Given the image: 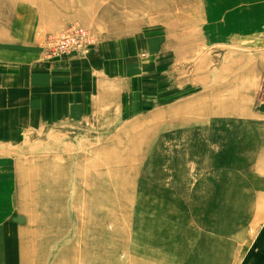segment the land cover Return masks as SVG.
Returning <instances> with one entry per match:
<instances>
[{"label":"rangeland","instance_id":"1","mask_svg":"<svg viewBox=\"0 0 264 264\" xmlns=\"http://www.w3.org/2000/svg\"><path fill=\"white\" fill-rule=\"evenodd\" d=\"M71 2L85 18L95 5L0 0V30L40 50L48 35L71 24L44 36L32 34L39 12L45 15L50 7L63 12ZM215 2V47L199 36L207 31L202 1L169 0V17L162 20L179 24L181 15L186 32L179 39L177 25L169 26L167 62L130 54L139 60L124 61V67L135 69L134 76L99 89V99L91 100L86 90L74 92L71 120L25 134L10 156L17 161V185L0 201V236L4 230L17 250L15 233L24 229V264H175L176 242L169 239L176 237L178 215H264V71L241 67L239 59L231 62L222 42L229 0ZM112 4L118 11L107 14L119 15L114 24L127 23L128 0ZM21 17L30 29L17 28ZM83 28L91 45L95 28ZM238 46L231 45L237 48L231 55ZM54 52L37 65L52 64ZM245 219L239 244L254 250L262 223Z\"/></svg>","mask_w":264,"mask_h":264},{"label":"crops","instance_id":"2","mask_svg":"<svg viewBox=\"0 0 264 264\" xmlns=\"http://www.w3.org/2000/svg\"><path fill=\"white\" fill-rule=\"evenodd\" d=\"M104 1L93 0L94 9L87 18L82 14L85 11H82L80 6H73L72 2L65 6L63 12L56 7L55 10L50 7L45 15L42 11L39 12V18L35 22L37 24L32 26V34L35 30L37 35L44 36L70 24H81L90 30L95 28L96 39L89 46L91 49L88 48L86 53H72L65 56L66 58L52 60L49 62L52 63L50 65L36 63L38 59L45 60L43 43L40 50L31 49L21 38L12 41L5 28L0 30L1 202L2 198L8 199L7 189L13 188L17 181V176L13 174L17 172V163L10 156L14 155V150L30 130L38 131L44 125L71 120L69 112L72 108L74 92L86 90L88 97L93 100L94 97L100 98L95 93L99 89L107 90L118 85L122 81L120 76H134L135 69L127 68L126 70L124 67V61L129 63V61L139 60L138 58L129 59L130 54L132 56L137 53L145 54L146 57H140L145 61L157 59L167 62L169 59L167 54L171 37L169 26L173 27L175 24L179 30L184 26L181 15L177 18V22H181L179 24L168 25L162 20V17L165 19L169 17V0H153L154 5L152 0H147L148 2L134 0V4L132 0H128V22L124 24H114L119 15L115 18L107 13L109 10L117 13L118 10L112 4V0H106V3ZM138 1L139 6L136 5ZM201 1L204 12L203 22L206 24L207 31H199V36L202 42L215 47L218 35L216 2L215 0ZM152 5L159 11L154 12L155 8H152ZM103 6H106V13L105 10L102 12ZM150 13L159 20H153ZM24 24V17H21L20 22H17V28H31V25L24 26ZM223 24L224 40L222 42L225 50L230 51L231 62L235 65L236 59H239L241 67L254 68L258 74L261 73L264 63V0H229ZM118 27L120 30L122 27L136 28V30L126 34L127 31H118L116 29ZM184 28L176 32L175 36L179 39L183 36V32H186ZM233 43L239 44V51L236 52L239 57L231 55L232 48L237 50L231 47ZM78 53H81L83 57H75L79 55ZM31 61L34 65L32 69H29L26 63ZM44 95L47 98H44ZM85 99L86 102L90 101L88 98ZM81 106L90 107L89 104H81ZM57 107L65 109L63 114L57 113ZM43 109L47 114H43ZM25 123L29 127H25ZM178 216L181 222L175 227L176 237L169 239L176 242L173 257L175 264H264V215H215L214 218H211V215ZM245 218L262 223L255 233L256 249L254 250L239 244V237L245 233L243 232ZM16 232L15 235L19 237L17 250L16 246L15 249L12 248L11 238L7 237L3 230L0 236V264L25 263L23 255L25 245L21 239L24 229L18 228ZM3 240L6 245H2ZM168 250L172 251L171 248ZM161 251L164 253V248ZM160 256L163 258L161 254ZM8 257L10 259H7Z\"/></svg>","mask_w":264,"mask_h":264},{"label":"built area","instance_id":"3","mask_svg":"<svg viewBox=\"0 0 264 264\" xmlns=\"http://www.w3.org/2000/svg\"><path fill=\"white\" fill-rule=\"evenodd\" d=\"M74 31L76 32H84L86 33V38L88 37V39H90V35L88 33V31L81 27V26H78V25H71L69 27H66L65 29L61 30L60 32L58 33H55V34H50L46 37L45 39V51L48 56H51V52L52 51H55V56H60L62 54H65L67 52H69L70 50L74 49L75 46L77 45H82L83 42H78L77 44H72V41H71V44H69L67 46V43H65L62 39L63 38H66V39H76L77 37H81L80 35H76L74 33ZM53 40H57V42H63L64 44H58V45H55V42ZM67 46V47H66ZM67 49V50H66ZM66 50V51H65ZM52 53V54H54ZM263 71H264V64H263Z\"/></svg>","mask_w":264,"mask_h":264},{"label":"bare ground","instance_id":"4","mask_svg":"<svg viewBox=\"0 0 264 264\" xmlns=\"http://www.w3.org/2000/svg\"><path fill=\"white\" fill-rule=\"evenodd\" d=\"M74 33L76 35H80L81 37H77L76 39L72 40V39H66V38H63L62 40L67 43V46L69 44H71V41H72V44H77L78 42H83L82 45H77L75 46L74 49L70 50L69 52L65 53V54H62L60 56H55L52 60H59L61 59L62 57L66 56V55H69L71 53H77V52H82V53H86V50L89 48L90 46V39H88V37L86 38V33L84 32H76L74 31ZM55 42V45H58L59 43L60 44H64L63 42H57V40H53ZM66 46V47H67ZM67 50V49H66ZM65 50V51H66ZM46 51H45V40L43 42V57L45 60H49V57L47 54H45Z\"/></svg>","mask_w":264,"mask_h":264}]
</instances>
